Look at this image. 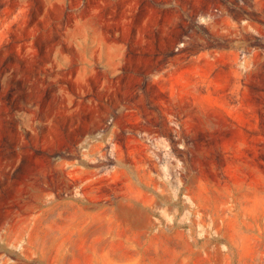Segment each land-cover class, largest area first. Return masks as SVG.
I'll return each mask as SVG.
<instances>
[{
	"label": "rangeland",
	"instance_id": "1",
	"mask_svg": "<svg viewBox=\"0 0 264 264\" xmlns=\"http://www.w3.org/2000/svg\"><path fill=\"white\" fill-rule=\"evenodd\" d=\"M0 264H264V0H0Z\"/></svg>",
	"mask_w": 264,
	"mask_h": 264
}]
</instances>
